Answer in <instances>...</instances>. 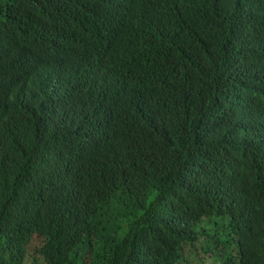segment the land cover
Returning a JSON list of instances; mask_svg holds the SVG:
<instances>
[{
	"label": "trees",
	"instance_id": "1",
	"mask_svg": "<svg viewBox=\"0 0 264 264\" xmlns=\"http://www.w3.org/2000/svg\"><path fill=\"white\" fill-rule=\"evenodd\" d=\"M108 9L0 0V264H264V0Z\"/></svg>",
	"mask_w": 264,
	"mask_h": 264
},
{
	"label": "clouds",
	"instance_id": "2",
	"mask_svg": "<svg viewBox=\"0 0 264 264\" xmlns=\"http://www.w3.org/2000/svg\"><path fill=\"white\" fill-rule=\"evenodd\" d=\"M108 1H109V0H103L104 6H105V14H104L103 20H101V21L99 22V25H100V26H105L106 24H108V20H109L110 17H111V13H110V11H109V9H108ZM68 22L71 23L73 26H75L74 21H68ZM164 53H165V50L162 49V48H160V49L154 51V52L150 55V57H155V58H156L159 54H162V59H163V57H164ZM150 57H149V58H150ZM97 65H101V64H100L99 62H97V63L91 68V71H90V72H93L94 68H95ZM146 67H147V64H146V66H145V70H146ZM105 70H106V72L108 71L107 69H105ZM101 86H102V85H101ZM257 119H259V118H257ZM253 149H254V148H253ZM253 149H252V150H253ZM252 150H251V151H252ZM253 151L255 152V150H253ZM250 157H252V153H251V152L248 153V158H250ZM253 157H255V156L253 155ZM261 169H262V174H263V178H264V166H262ZM228 172H229V171H220L219 173H217V174L214 175V186H215V189H216V186L220 185V181H224V180H225V177H226V175H227ZM246 183H247V180H246ZM247 185H249V189H251V190H250V193H251L252 195H254V196H264V182H263V184H261V185H251V184H249V183H247ZM221 186L224 187L222 184H221ZM225 226H228V223H227ZM233 243H235V250L237 251V255H238V257H239V254H238V253H239V252H238V245H237V243H236L235 240H234ZM215 261L221 263V261H219V258L215 259ZM186 264H187V263H186ZM208 264H211V261H208Z\"/></svg>",
	"mask_w": 264,
	"mask_h": 264
},
{
	"label": "rangeland",
	"instance_id": "3",
	"mask_svg": "<svg viewBox=\"0 0 264 264\" xmlns=\"http://www.w3.org/2000/svg\"><path fill=\"white\" fill-rule=\"evenodd\" d=\"M226 228H228V226H222L221 228H219V238L225 242V243H230V241L232 240V235L230 233L229 230H227ZM234 242V241H233ZM188 257H190V259L192 260V264H203L202 261H199L200 258H196L195 260H193V258H195L193 256L192 253L188 254ZM31 260L33 261L32 258H28L25 262V264H32ZM209 261H211V264H220L219 262H216L215 259H210Z\"/></svg>",
	"mask_w": 264,
	"mask_h": 264
}]
</instances>
